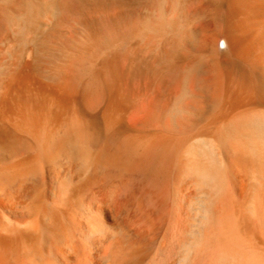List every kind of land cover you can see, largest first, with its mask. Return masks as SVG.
<instances>
[{"label": "bare ground", "instance_id": "6f19581e", "mask_svg": "<svg viewBox=\"0 0 264 264\" xmlns=\"http://www.w3.org/2000/svg\"><path fill=\"white\" fill-rule=\"evenodd\" d=\"M0 264H264V0H0Z\"/></svg>", "mask_w": 264, "mask_h": 264}]
</instances>
